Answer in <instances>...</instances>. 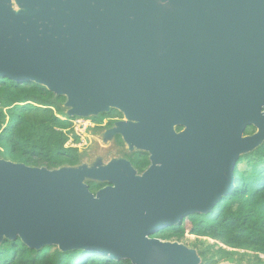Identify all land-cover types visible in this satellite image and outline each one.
Instances as JSON below:
<instances>
[{"label":"water","instance_id":"1","mask_svg":"<svg viewBox=\"0 0 264 264\" xmlns=\"http://www.w3.org/2000/svg\"><path fill=\"white\" fill-rule=\"evenodd\" d=\"M0 77L64 96L67 118L118 110L125 119L97 134L151 160L138 175L122 158L55 169L0 158V242L200 264L152 235L211 212L264 140V114L255 134L239 131L253 98L264 104V0H0Z\"/></svg>","mask_w":264,"mask_h":264},{"label":"trees","instance_id":"2","mask_svg":"<svg viewBox=\"0 0 264 264\" xmlns=\"http://www.w3.org/2000/svg\"><path fill=\"white\" fill-rule=\"evenodd\" d=\"M64 101L37 83L0 77V158L47 169L78 165L84 153L65 145L70 121L57 116L65 111ZM234 177V189L211 212L193 214L152 237L191 246L200 264H264V144L239 157ZM87 184L91 192L104 185ZM0 264L132 263L81 249L36 250L17 237L0 242Z\"/></svg>","mask_w":264,"mask_h":264},{"label":"flooded vegetation","instance_id":"3","mask_svg":"<svg viewBox=\"0 0 264 264\" xmlns=\"http://www.w3.org/2000/svg\"><path fill=\"white\" fill-rule=\"evenodd\" d=\"M251 103L252 104H250L247 108L246 115L242 116L243 121L241 122V125H239V131L241 132L242 138L251 136L257 132L258 126L256 125V121L260 120L262 115L264 114V104L261 102L260 96L259 100L253 98ZM124 119V115L118 110H110L108 113L99 114L97 117L92 118V120L96 122V125L93 132L94 135H92V133L91 135L97 136L101 132H106L107 130L114 128L117 122L123 121ZM185 128V125L173 126L175 133H179ZM111 135L112 138H110L109 142L105 144V148H109V152L114 154L116 158H122L128 161L130 165L136 170V173L138 175L142 174L150 167V154L147 151L139 150L137 148H134L133 146L129 147L128 144L122 139L121 135L118 133H112ZM263 144L264 140L254 149H256L257 147H261V145ZM98 153H101L102 156H105V151L101 152L100 150V152ZM86 155L87 154L84 153L83 158H85ZM103 184L104 185L102 187L108 185L107 182H103Z\"/></svg>","mask_w":264,"mask_h":264},{"label":"rangeland","instance_id":"4","mask_svg":"<svg viewBox=\"0 0 264 264\" xmlns=\"http://www.w3.org/2000/svg\"><path fill=\"white\" fill-rule=\"evenodd\" d=\"M68 129L69 131L66 132L68 134L67 137L71 135L72 139L71 140L67 139L65 144H71L74 147H76L79 151L87 154L86 157L82 159V163L84 165L88 167L106 165L108 162L116 158L114 154L109 152L108 150L109 148H105V144H107L111 138L110 134L103 133V136L101 135L92 136L94 135L92 133V135L86 134V135L80 136V135L75 134V131L72 128L71 122H70V127ZM100 150L101 152L105 151V156H102L101 153H98L100 152ZM217 264H235V263H230L229 261H221Z\"/></svg>","mask_w":264,"mask_h":264},{"label":"built area","instance_id":"5","mask_svg":"<svg viewBox=\"0 0 264 264\" xmlns=\"http://www.w3.org/2000/svg\"><path fill=\"white\" fill-rule=\"evenodd\" d=\"M57 116L61 119H68L71 124L72 128L75 131V134L83 136V135H91V133L95 130L96 122L92 120L91 117L81 118V117H74V118H67L64 114H57ZM68 130V129H67ZM66 131V130H65ZM68 139H72L71 135H69ZM66 146H72L71 144H65Z\"/></svg>","mask_w":264,"mask_h":264}]
</instances>
